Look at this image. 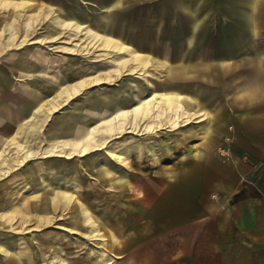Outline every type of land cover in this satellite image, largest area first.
Masks as SVG:
<instances>
[{"label":"rangeland","instance_id":"374dc122","mask_svg":"<svg viewBox=\"0 0 264 264\" xmlns=\"http://www.w3.org/2000/svg\"><path fill=\"white\" fill-rule=\"evenodd\" d=\"M35 1H38V10L48 4L45 0H31L30 3ZM60 1L64 2L65 7L78 5V13L90 11L98 15L105 13L100 6L110 0ZM10 13L17 18L26 17L23 5H2L0 29L7 26L6 19ZM106 15L107 35L130 45L149 59L163 60L173 66L188 64L201 67L209 64L214 56L223 55L226 63H212L205 75H209L208 72L213 73L215 77L220 78V82H225L227 76L234 72L233 69L227 68L228 65L231 66V63L247 57L248 53L243 51L252 46L264 47V0H122L119 5L106 11ZM51 25L57 28L55 24ZM45 26L44 23L35 24L30 28L28 32L31 39L20 34L18 37L12 36L13 46L4 43L11 35L0 31V61H6L14 54L16 58L21 52H31L36 56L30 62L34 70L45 69L43 64L40 67L36 66L35 62L37 59L41 62L45 57L48 61L46 66H51L53 61L62 66L77 59L83 62L87 73L89 66L100 67L96 71L93 70V73L110 74L112 69H117L112 68L111 61L119 54L104 51L99 47H94L88 52L85 36L78 34L74 37L70 29L62 30L65 34L53 43L31 44L34 39L45 34ZM63 70L68 72L67 68ZM4 75H8L7 72L0 69V79L9 78L14 84L12 91L20 93L19 97L22 98L12 108L30 104L34 111L36 109L38 112L33 118L24 117V122L16 128L12 127L7 135L0 132V137L3 138L0 143V195H9L0 196V199H6L0 200V264H9L13 251L18 258V263L15 264L206 262L200 253L203 223L197 218L200 208L195 204H201L200 192L205 185L203 166L199 163L204 155L220 158L221 161H232L234 154L229 138L231 128L225 126V132L219 136L215 132V115L211 114L207 132L188 139H184L182 135L185 129L200 123L207 124V121H200L175 131L161 130L155 134L154 139H149V136L145 135L147 133H126L115 138L113 135L97 131L89 154L78 157L74 153L77 139L72 135L71 125L82 124L79 120L83 115L75 120L69 116H72L74 108L78 109L75 106L81 103L79 98L68 100L67 96H64V100L60 101L55 92H50L48 96L43 95L39 85H30L28 79L22 75ZM185 77L187 82L193 81L190 73ZM36 78L53 83L50 85L57 88L61 85L56 70H50L49 74L45 75L36 73ZM140 78V75L125 73L118 76L116 82L102 85L100 89H115L127 79ZM158 80L160 79H155V83ZM204 83L207 99L211 102L212 92L208 89L207 82ZM98 90L99 87L89 88L79 96L98 97ZM217 96L223 104V87L222 90H214L213 98ZM1 104L2 102L0 108ZM51 108L55 110L51 112ZM12 113L17 114L16 110ZM62 113L64 118H61ZM0 118L4 119L1 113ZM62 119L64 129L69 132L62 131ZM167 120L168 116L161 113L159 124H169ZM105 121L107 120L101 122V127H97L98 130L103 129ZM155 122L158 120L152 124ZM89 124L91 127L95 126L94 122H88L87 126ZM172 136H177L180 144L174 143ZM144 139L168 144L172 150L170 158L173 160L165 162L160 154L152 157L153 159L132 155L130 152H136V147L148 143ZM126 152H129V165H121V159H127ZM58 156L60 158H57ZM110 156L116 157L119 164H107V158ZM136 161H143V165H134ZM143 166L151 170L150 175L156 177V180L143 179L146 188L153 184L162 192L158 200L172 205L157 209L126 210L125 225L118 229L123 237L118 238V230L111 228L116 219H111L108 226H105L106 221L102 218L104 215L99 211V203L103 202V198L99 196L103 180L97 178L100 176L98 173L116 172L121 167L137 169ZM145 174H148L147 171ZM126 175L128 182L130 179L137 181V178H131L130 172ZM26 191H29V194L25 195ZM40 194H47V198H44L50 204L47 212L34 209L36 201L39 203L41 200L37 197ZM31 200L34 207L30 205ZM212 200L215 204V200ZM212 208H216V205ZM116 211L117 208L111 213ZM211 217L216 220L215 215ZM134 224L137 226L134 227ZM105 228L120 241V251L117 254L109 252L111 248L105 243ZM135 234L142 236L139 242L134 240Z\"/></svg>","mask_w":264,"mask_h":264},{"label":"crops","instance_id":"0c3cea01","mask_svg":"<svg viewBox=\"0 0 264 264\" xmlns=\"http://www.w3.org/2000/svg\"><path fill=\"white\" fill-rule=\"evenodd\" d=\"M30 1L0 0V6L23 5L25 9V19L17 18L10 13L6 19L8 21L7 26L0 29L2 33L8 32L11 35L8 41L4 40L7 46H13L12 36L18 37L20 34L28 39L30 28H33L35 24L43 25L44 23V26L46 25L44 27L45 34L41 38L34 39L31 44H49L45 42L46 39H59L65 34L62 30L70 29L74 37H77L78 34L85 36L88 52L94 47H99L104 51L108 50L119 54L117 58H113L111 61L112 68L117 69L115 71L110 69L112 71L110 74L93 73V70L96 71L100 67L89 66L87 73L83 62L77 59H73L70 63L62 66L56 65L57 61L51 62V66H46L48 61L45 57L41 62L38 59L35 60L36 66L42 67L43 64L45 69L34 70V66L30 62L36 56L31 52H21V55L16 58V54H14L8 60L0 61V69L6 71L8 75H22L34 87L39 85L43 95L48 96L50 92H55L60 101L64 100V96L68 97L72 89L78 87V89L76 88L78 93L73 99L78 100L79 98L81 103L75 106L78 109L74 108L72 116L69 117L75 120L76 117L83 115L80 120L82 124L73 123V126L78 125L79 128L85 126L86 130L95 128L102 132L103 129L98 130L97 127H101V122L109 120L114 113L133 109L148 99L155 103L161 100V96L168 99V114L171 115V118L178 115L184 118L179 125L175 124L176 126H174L169 123V127L164 131H175L184 126L207 121V124L200 123L185 129L182 133L184 139L206 133L209 126V116L214 114L217 126L215 132L219 136L225 132V126L231 128L229 138L234 155L231 162L204 155L199 163L203 166L205 184L200 192L201 204L195 203L197 204L196 207L200 208L197 218L201 219V223H203L200 234V253L201 258L206 262L202 264H264V55H262L264 54V47L255 48L252 46L249 50L243 51L248 53L247 57L231 63V66L228 65L227 68L233 69L234 72L227 76L225 82H220V78L215 77L213 73L208 72L209 75H205L208 66L212 63H226L223 55L214 56L209 64L201 67H193L188 64L173 66L163 60L149 59L143 53L132 49L130 45L109 37L107 35L106 11L119 5L122 0H110L106 4H102L103 6L100 7L104 9L105 13L98 15H94L90 11L78 13V5L65 7L64 2L60 0H45L48 4L43 9L38 10V1L33 4ZM52 23L56 25V29L52 27ZM78 40L80 41V39ZM68 65L70 66L68 67ZM65 68L68 69V72L63 70ZM50 70H56L57 75L60 76L59 83L61 85L59 88L50 85L53 83L40 81L36 78V73L45 75L49 74ZM125 73L140 75L141 78L127 79L124 84L121 83L115 89L101 91L100 86L116 82L117 77ZM189 73L193 81L187 82L188 79L185 76ZM103 76L108 79L107 83L86 87L87 82L93 79H101ZM157 78L160 80L155 83ZM8 79H0V103L2 102L0 113L4 117V119L0 118L2 135H7L12 127L16 128V126L21 125L24 122V117L33 118V115L38 112L36 109L34 111V107L30 104L12 108L22 98L19 97L20 93L12 91L14 84ZM205 81L208 89L212 92L211 102L207 99ZM49 85L50 87H48ZM92 87H99L98 97L86 96L82 98L79 96L83 91ZM222 87L225 95L223 104L220 102L219 96L213 98L214 90H222ZM179 105L182 106L183 110H178ZM14 110L17 114L12 113ZM54 110L55 108H51V112ZM100 110L102 111L100 112ZM158 112L161 117V109ZM61 118H64V114ZM187 119L188 121H186ZM88 122H94L95 126L91 127L90 124L87 126ZM27 123L29 122L27 121ZM157 124L158 122H155L153 125L156 126ZM60 127L62 131H65L64 119L61 120ZM158 131L161 130L158 129ZM155 134L145 135L149 136V139H154L156 138ZM114 137L117 138L116 135ZM149 139H144L148 143L136 147L137 151L130 153L137 158H152L160 154L159 156L165 162L173 160L170 158L172 150L168 144L156 140L150 141ZM171 139L174 143L180 144L177 136H172ZM2 140L3 138L0 137V143ZM223 145L225 144L223 143ZM125 154L127 159L124 161L122 158L121 165H129L127 163L130 158L129 152ZM107 160V164H119L114 156L108 157ZM134 165H143V161H136ZM146 171L148 174H145ZM128 172H130L131 178H137V181L134 182L130 179L128 182L126 175ZM150 172V169L143 166L137 169L121 167L116 172L98 173L100 176L97 178L103 180L99 195L103 198V202L99 203V211L104 215L102 218L106 221L105 226H108L111 219H116L112 229L118 230L124 226L126 210L129 209H157L172 205L158 200V196L162 192L160 189L157 190L153 184L146 188L144 178L156 180V177L150 175ZM24 194H29V191ZM5 195L9 196L8 194ZM37 197H40L41 200L39 203L38 200L36 201L35 207L44 203L48 204L49 207L48 200L44 199L47 198V194H40ZM212 199L215 200V204ZM30 205L34 207L33 200L30 201ZM213 205H216V208H212ZM115 208L118 211L111 213ZM49 209L45 211L47 212ZM211 215H215L216 220L212 219ZM133 226L136 227L137 225L134 224ZM104 236L106 238L105 243L111 248L109 252L113 251L117 254L120 251V241L106 228L104 229ZM117 236L118 238L123 237L122 232L118 230ZM141 238L142 236L139 234L134 235L136 242H139Z\"/></svg>","mask_w":264,"mask_h":264},{"label":"bare ground","instance_id":"6f19581e","mask_svg":"<svg viewBox=\"0 0 264 264\" xmlns=\"http://www.w3.org/2000/svg\"><path fill=\"white\" fill-rule=\"evenodd\" d=\"M55 40H57V38L46 39L45 42L46 43H53V42H55ZM107 81L108 80L105 79V78L93 79V80L87 82L85 85H86V87L99 86L101 84L107 83ZM76 88L78 89V87H75L74 89L71 90L70 94L67 97L68 100H70L71 98H73L78 93L77 92L78 90H76ZM168 103H169L168 102V99L165 96H161V100H158L155 103H153V100L148 99V100H145V101L139 103L133 109L125 110V111H120L118 113H114L109 120H107V121L104 122V126H103L102 132L105 135H107V134L109 136L110 135H113V136L116 135L118 137L121 136V135H124L126 133H133V134H137V135H143L144 133H147V134H155L158 131V129L165 130L166 128L169 127V124H165V123L164 124H159L160 113L159 112L157 113V111H159L160 109H161V112L164 115H167L168 116V120L167 121H169L171 125H174V126L179 125L181 122H183L182 119H184V118L182 116L180 117L178 114H177L178 116H176L175 118H171V115L169 116V114H168V112H169ZM178 110H183V108H182L181 105L178 106ZM101 111L102 110H100V112ZM178 112H181V111H178ZM155 120L156 121L158 120V124L159 125L154 126L153 125L154 123L152 124V122L155 121ZM186 121H188V119ZM71 126L74 128V130L72 131V135L78 141L77 143L75 142V145H74L75 146L74 153L78 157H80V156H86L87 154H89V150L91 148H93L94 137L96 135L97 130L95 128H92L91 130H86L85 129L86 128L85 126H84V128H81V127L79 128L78 125H75V126L71 125ZM66 131H68V130L65 129L64 132H66ZM82 138H83L84 141H82ZM23 162L24 161L22 160V163ZM5 197H6V195H5ZM1 199H3V198H1ZM3 200H6V199H3ZM1 206H2V204H1ZM48 208H49L48 207V204H46V203H44L43 205H40L39 204L36 207H34V209L43 210V211L47 210ZM12 254L13 255L10 254L12 257L9 260V264L18 263V261H17L18 258L16 256L17 255L16 252L13 251Z\"/></svg>","mask_w":264,"mask_h":264}]
</instances>
